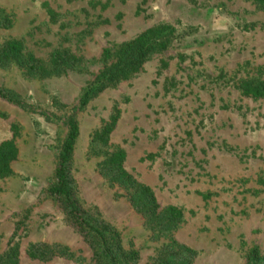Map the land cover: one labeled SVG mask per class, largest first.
Returning <instances> with one entry per match:
<instances>
[{"label":"rangeland","instance_id":"rangeland-1","mask_svg":"<svg viewBox=\"0 0 264 264\" xmlns=\"http://www.w3.org/2000/svg\"><path fill=\"white\" fill-rule=\"evenodd\" d=\"M170 25L166 51L139 73L109 86L85 107L80 99L106 63L104 49L148 28ZM11 40L48 66L65 51L75 62L60 75H30L0 64V143L18 154L0 178V257L17 264H93L83 236L47 193L73 117L79 135L71 159L74 196L83 212L119 233L137 264H152L174 242L193 264H246L264 258V98L242 95L264 81V6L254 0H0V48ZM116 117L106 145L94 140ZM116 150L124 169L149 187L159 206L183 213L158 234L126 191L102 170ZM47 248L48 261L28 256ZM53 253V254H52Z\"/></svg>","mask_w":264,"mask_h":264},{"label":"trees","instance_id":"trees-1","mask_svg":"<svg viewBox=\"0 0 264 264\" xmlns=\"http://www.w3.org/2000/svg\"><path fill=\"white\" fill-rule=\"evenodd\" d=\"M264 6V0H254ZM175 30L170 25H160L148 28L133 40L123 43L113 49L106 48L102 59L106 63L95 76L80 99L79 108L85 107L92 99L119 81L127 80L139 73L144 63L155 53L167 50ZM13 62L30 75L49 77L62 74L67 67L75 62L65 51H54L48 66L41 64L31 54H24L23 45L18 40L5 42L0 48V64ZM245 97L264 98V81L248 82L242 86ZM0 97L9 99V95L0 88ZM116 124V117L105 124L94 136V140L106 145ZM67 135L58 155L54 170V183L47 193L60 204L69 223L85 239L91 250L93 264H137L138 253L126 250L122 239L113 227L105 222L86 214L77 204L74 196L73 179L71 176V159L75 142L79 135L76 121L70 117L67 122ZM18 154L13 140L0 143V178L11 174V163ZM125 153L116 150L104 161L102 170L110 182L126 191V196L137 213L142 215L146 225L158 234L171 232L182 221L183 213L174 206L160 207L153 191L137 182L125 169L123 163ZM50 251L44 247L31 246L28 256L40 261L49 260ZM53 254V253H52ZM195 253L191 249L175 244L164 246L158 252L152 264H193ZM18 250L11 248L7 254L0 257V264H17ZM246 264H264V258L256 247L251 248L246 255Z\"/></svg>","mask_w":264,"mask_h":264}]
</instances>
